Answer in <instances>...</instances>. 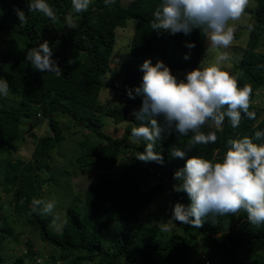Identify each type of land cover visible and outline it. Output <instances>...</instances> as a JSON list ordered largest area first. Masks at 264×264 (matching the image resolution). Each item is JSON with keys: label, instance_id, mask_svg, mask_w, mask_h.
Segmentation results:
<instances>
[{"label": "trees", "instance_id": "trees-1", "mask_svg": "<svg viewBox=\"0 0 264 264\" xmlns=\"http://www.w3.org/2000/svg\"><path fill=\"white\" fill-rule=\"evenodd\" d=\"M254 1V30L249 34L235 77L241 87L244 84L252 87L249 110L255 112L256 119H248L242 113L239 128L233 129L227 118L221 130L205 126L202 129L205 133L216 131L217 142L197 145L190 150L185 146L192 134L180 136L173 131L154 148L163 156L164 162L159 164L136 159L144 152L146 144L142 141L136 145L130 141L131 128L140 123L131 112L136 105L141 107L142 99L139 96L130 99L127 88L138 87L143 72L133 59L112 69L110 60L116 45V31L126 26L128 19H135L131 56L161 59L179 80L182 72L199 67L203 59L206 38L200 30L194 29L188 36L153 31V13L161 0H131L127 4L116 0L111 6H106L104 0H91L87 11L80 13L74 11L72 0H46L56 13L55 22L39 11L29 12L27 0H0V37L3 39L0 77L8 81L10 88L7 97L0 96V182L1 190L13 195L8 207L0 203V211L6 212L0 215V252L3 244L16 235L17 222L23 220L31 228L32 236L51 246L48 258L53 262L189 264L195 251L193 241L200 238L210 261L264 264V224H250L244 212L218 217L216 224L205 218L199 229L174 221L176 227L171 232L142 222V212L166 194L171 198L169 217L177 202L190 204L186 193L173 190V175L189 157H218L226 150L229 139L254 137L255 131H264V111L254 103L256 91L264 85V49L259 50L264 47V0ZM14 9L25 13L23 22ZM69 14L75 21L74 29L64 25ZM45 40L52 47V58L62 71L59 76L41 73L26 60L27 50ZM187 43H195V47L189 49ZM186 54L189 55L187 60L184 59ZM109 73L112 88L124 98L114 106L100 101V92L106 87L103 79ZM121 77L123 89L118 86ZM12 98L17 105H8ZM40 117L48 121V133L40 136L34 131L29 133L32 120ZM105 117L113 119L115 130L121 122L130 124L121 137L114 138L101 131ZM63 119L67 121L64 123ZM73 125L89 128L96 136L97 140H93L87 134L80 141L77 163L83 169L99 171V175L85 190L84 200L79 196L73 199L62 231L53 233L50 225L54 214L41 215L31 210L33 198L42 199L40 190L48 182L35 173V168H50L53 150L66 140L65 131ZM27 135L38 136L31 159L12 158ZM254 142L264 143V139ZM173 146L185 151L183 159L170 155ZM123 153L130 155V163L118 172L114 166ZM153 182H156L153 187L143 189V184ZM130 223L135 225L133 229L128 227ZM26 245L29 249L26 255L18 257L13 264H28L30 257L37 263L41 251L33 249L31 238H27Z\"/></svg>", "mask_w": 264, "mask_h": 264}, {"label": "clouds", "instance_id": "clouds-1", "mask_svg": "<svg viewBox=\"0 0 264 264\" xmlns=\"http://www.w3.org/2000/svg\"><path fill=\"white\" fill-rule=\"evenodd\" d=\"M90 3L91 0H72L76 13L87 11ZM115 3L116 0H104L106 6ZM249 3L250 0H161L153 13L151 29L157 33H183L185 36L199 29L211 48L226 50L235 38V27L230 22L240 20ZM27 6L29 12L39 11L53 22L57 19L46 0H27ZM14 11L23 22L25 13L20 9ZM64 25L75 28L71 14L65 18ZM247 30L253 31V25L248 24ZM186 47L192 49L195 43H187ZM52 57V47L46 40L26 53V60L33 69L59 76L62 71ZM184 59H189V55ZM230 59L227 52H222L214 63L201 66V61L199 67L179 80L163 61L157 60L153 65L151 59H146L140 65L141 84L134 89L127 88L130 99L137 96L142 99L141 107L131 113L140 123L131 128L130 139L146 144L144 152L136 159L163 164L162 154L154 148L173 131L180 136L192 134L185 146L190 150L197 145L217 142L216 131L205 133L202 130L205 126L221 130L227 118L233 129L239 128L242 113L248 119H256L255 112L249 110L252 87L249 84L241 87L237 77L223 70L222 62ZM9 92L8 81L0 77V96L7 97ZM262 139L264 131L257 130L254 137L229 139L226 150L218 157H189L173 175V190L186 193L190 204L185 206L177 202L170 220L199 229L205 218L216 224L218 217L244 212L250 224H264V143L254 142ZM185 154L181 148L173 146L170 149L174 158L183 159ZM31 203L32 212L53 214L54 201L33 198ZM163 230H169L166 223Z\"/></svg>", "mask_w": 264, "mask_h": 264}, {"label": "rangeland", "instance_id": "rangeland-1", "mask_svg": "<svg viewBox=\"0 0 264 264\" xmlns=\"http://www.w3.org/2000/svg\"><path fill=\"white\" fill-rule=\"evenodd\" d=\"M131 0H124L125 4L129 3ZM255 9L256 2L250 0L249 6L245 11V14L240 20L235 22H230L235 27V38L233 44L228 49H213L209 46L207 39L204 45V55L203 64L201 66H206L210 63L215 62V58L218 54L222 52H227L231 59L222 62L223 70L228 71L231 75L236 76L237 66L241 62L245 49L247 47L248 37L250 32L247 30L248 24H255ZM136 21L135 19H128L126 26L118 27L116 31V45L111 56L110 64L113 70L119 68L121 63L128 60H135L137 63L142 65L146 60L145 58H138L131 56V42L133 35L135 33ZM3 43L2 37H0V45ZM264 47L261 46L259 50H263ZM157 60L162 61L156 57H152L151 61L153 65ZM187 71L182 72L181 79L184 78ZM111 74H107L103 82L106 87H104L100 92V101L107 106H114L116 104L122 103L124 98L116 94V90L112 88ZM118 86L120 89L124 88L123 77L119 78ZM136 101H139L138 99ZM8 105H17V102L13 98L7 102ZM254 103L258 105L261 111H264V85L256 91V96ZM140 105H136L133 110H138ZM131 112V113H132ZM41 118V117H40ZM46 120V119H45ZM67 120L63 119L65 123ZM48 121H44L39 125H36L30 130L28 126V132H35L38 136L46 135L49 131ZM130 124L129 121L121 122L117 124V129L115 130V125L111 117H105L103 120V125L101 131L104 133L112 135L114 138L121 137L125 131V128ZM28 125V124H27ZM30 130V131H29ZM28 133V134H29ZM91 135L93 140H97L96 136L92 134L89 128H83L81 126H71L65 131L66 140L63 141L59 146H57L51 157V166L49 169L45 167L35 168V173L39 175L42 179H48V182L44 183V187L40 190V194L43 200H52L55 202V207L53 210L54 219L51 223V232H61L64 226V217L67 212L68 207L72 204L75 197H81L84 200L85 190L87 187L95 182L98 178L99 171H90L88 169H83L79 167L77 163V156L81 152L80 141L85 138V135ZM37 136V137H38ZM37 137L27 135L26 141L17 146L15 151L12 153V158L22 159L23 161H29L32 157L35 143ZM131 143H134L130 139ZM139 145V143H135ZM130 163V155L128 153H123L120 155L119 162L114 166V169L121 172ZM156 182L150 184H143V189H150L154 186ZM12 193H4L1 190L0 182V203H4L8 207L9 202L12 200ZM171 209V198L168 194L161 198H158L149 210H144L142 212V222L148 223L150 225L159 227L163 229V225L166 223L171 232L176 224L169 217ZM7 211V213H9ZM6 212L0 211V215L3 216ZM13 218V217H12ZM23 219V218H22ZM14 220V219H13ZM57 225L53 227L52 225ZM16 235L11 237V241H6L0 252V264H13V262L21 255H26L28 252V246L26 245L27 238L33 240V249L40 252L42 255L37 256L36 264H67V262H53L48 258V254L51 250V246L48 242L39 239L36 236H32V231L26 223L17 222ZM130 229L135 227L134 224H128ZM22 232V234H19ZM109 234L107 238H109ZM194 255L191 258L189 264H218L217 260L210 261L206 256L202 241L197 238L193 241ZM30 257V256H29ZM28 264H34V260L27 258Z\"/></svg>", "mask_w": 264, "mask_h": 264}, {"label": "water", "instance_id": "water-1", "mask_svg": "<svg viewBox=\"0 0 264 264\" xmlns=\"http://www.w3.org/2000/svg\"><path fill=\"white\" fill-rule=\"evenodd\" d=\"M44 118H34L30 124V130H32V128L36 125H39L40 123L44 122ZM29 130V131H30Z\"/></svg>", "mask_w": 264, "mask_h": 264}, {"label": "bare ground", "instance_id": "bare-ground-1", "mask_svg": "<svg viewBox=\"0 0 264 264\" xmlns=\"http://www.w3.org/2000/svg\"><path fill=\"white\" fill-rule=\"evenodd\" d=\"M83 264V263H82Z\"/></svg>", "mask_w": 264, "mask_h": 264}]
</instances>
